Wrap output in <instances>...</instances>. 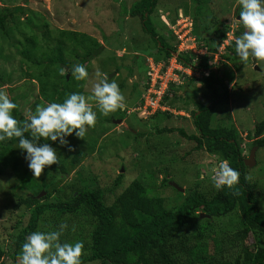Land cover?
I'll return each mask as SVG.
<instances>
[{"label": "trees", "instance_id": "trees-1", "mask_svg": "<svg viewBox=\"0 0 264 264\" xmlns=\"http://www.w3.org/2000/svg\"><path fill=\"white\" fill-rule=\"evenodd\" d=\"M159 1L138 0L127 10L123 8V14L127 15V18L140 21V27L149 36L151 46L140 53L135 52L138 47L132 48L134 54L130 60L125 55L116 59L111 54L115 61L129 63L125 67L110 66L105 73L114 69L117 76L125 69L127 78L132 79L136 72L146 74L149 69L148 63L146 65L147 57L151 58L154 64L161 63L166 67L175 53L178 54V62L183 66H189L194 62L197 69L209 72L208 77L201 79L204 95L209 96L208 104L204 102L203 105L197 101L191 110L187 108L188 95L182 100L179 97L176 100L165 96L162 101L166 107L188 114L198 134H187L183 128L167 127H154L155 133L159 136L176 134L181 140L194 145L183 154L181 160L199 151L216 157L218 162L227 159L240 174L238 183L208 194L200 188L199 173L194 175L195 178L193 176L194 184L185 190V193H180L169 185L172 181L170 177L160 182L159 189L145 188L140 181L135 180L121 190L123 175H118L109 187L110 190L97 187L95 179L82 180L83 182L78 180L77 185L80 188L69 198L58 201L51 197L52 192L49 188L56 185V180L66 177L62 163L58 160L57 164L47 166L50 169L46 167L43 170L47 175H50L49 171L52 172L54 175L52 181H46L44 178L35 180L18 161L15 152L18 138L6 139L0 142V177L10 168L20 187L29 189L31 193L22 197L15 196L16 203L12 210H20L19 218L27 215V220L24 223L19 219L12 228L15 230L12 242L7 244L4 240L0 241V264H19L21 246L26 237L33 231L54 230L56 228L54 216L65 217L82 211L91 216L93 225L89 236V256L81 259V264H264V211L254 195L255 184H250L245 176L247 168L243 163L244 156L237 129L233 125L214 128L211 123L214 107L227 101V86L231 80L227 84L224 83L226 74L213 70L211 58L198 57L194 61L193 53H178L179 42L163 24L164 32L156 31L153 21L160 23ZM0 2L5 3L4 0ZM215 2L216 0H186L184 4L186 8L183 9L184 5L178 1L171 10L173 13L169 15L170 23L174 24L177 12L182 10L183 17L190 19L192 23L191 34L194 36L196 49H205L210 54L216 53L226 40L232 17L231 11L226 7L222 6V14L218 12L220 9L217 8L222 3H219L220 0L215 5ZM23 4L26 5L27 2L23 0ZM217 13L219 17H216ZM237 16V13H233V17ZM7 23H9L7 27L12 28L19 36L17 52L26 66V70L20 72V76L30 81H39L41 95L47 103L62 102L72 92L84 95L86 80L77 81L67 72H62V69H71L73 65L81 64L87 69L89 79L93 74L91 63L103 54V46L91 37L71 30H50L49 22L45 18L25 6L17 5L12 8L3 6L0 10V31L9 37L5 32ZM38 30L48 32L39 36ZM239 35L238 30L235 32V38ZM106 40L108 39L105 38L104 41ZM227 50L229 52L222 58L229 63L238 61L234 42L229 43ZM140 55H143L141 65L137 67ZM10 80V75L4 76L0 69V89L4 81L9 83ZM195 82L196 80L191 79L185 85ZM144 84L139 92L140 96L147 89L146 83ZM232 85L231 89L238 88L235 82ZM118 86L122 90L126 88L125 82L119 83ZM130 87L132 96L133 91L138 89V84L133 83ZM193 91L199 90L194 88ZM12 101L15 103V100ZM92 104L95 105V99ZM96 108L94 111L98 112ZM12 114L20 121L17 108ZM158 116L172 117L168 113H156L150 119L153 121ZM97 119L106 122L110 120L100 111ZM28 135L25 133L26 137ZM263 135L264 119L255 124L253 132L248 133L247 138L254 139L252 146L264 149ZM141 136L142 134H136L134 138ZM76 138L74 133L66 137L67 141ZM40 142L50 143L53 148L58 143L44 138ZM73 162H76V159H73ZM166 168H169V165ZM184 171L187 173L186 170L180 172ZM185 173L183 179L187 176ZM148 177L150 181L154 180L151 178L152 175ZM166 187L172 188L179 197L180 203L172 208L165 205L164 197L161 195ZM43 194L45 196L38 198ZM48 212L53 213L52 218H49ZM234 226L233 232L231 229Z\"/></svg>", "mask_w": 264, "mask_h": 264}, {"label": "rangeland", "instance_id": "rangeland-1", "mask_svg": "<svg viewBox=\"0 0 264 264\" xmlns=\"http://www.w3.org/2000/svg\"><path fill=\"white\" fill-rule=\"evenodd\" d=\"M4 1L5 3L0 2V10L3 6H6V8H12L17 5L25 6L28 10L45 18L49 22L50 30H71L89 36L103 46V54L91 63L93 74L89 79H86L84 85V95L93 110L96 108V101L95 105H93L92 85L96 82L97 71L105 73L106 70L111 68L110 66L125 67L129 63L128 61L124 63L119 60L115 61L110 55L113 54L116 59L125 55L130 60L134 54L132 48L138 47L135 52L140 53L151 46L149 45V36L140 27V21L138 19H129L126 17L127 15L123 14L124 9L127 10L131 4L138 0H24L27 2L26 5L23 4V0ZM6 1L9 3H6ZM178 1L184 5L186 0H160L159 10L163 13L161 15L169 17L173 13L171 10ZM219 1L216 0V2ZM216 2L215 5L217 4ZM219 3L222 4L217 9H220L218 12L221 14L223 6L231 11L232 17L233 13L239 15V0H221ZM182 8H186V5ZM216 17H219L218 13ZM232 17L230 18L231 30L236 32L240 30L241 35L244 29L241 25L236 24L238 19ZM163 19L167 21L166 17ZM153 23L158 33L164 32L161 23L155 20ZM8 24H6V27L9 26ZM177 26L178 28L174 27L173 30L182 41L181 48H187L188 44L191 43L188 37L183 38L187 29H183L184 25L181 22H178ZM5 32L9 34V37L0 31V69L4 76L10 75L11 80L9 83L4 81L1 89L7 92L10 100H15L18 118L23 121L28 112L34 113L37 107L45 106L47 102L41 95V84L39 81H30L20 76V72L26 70V66L21 55L17 52V49L19 50V47H17L18 34L8 27L5 28ZM44 32L38 30L37 34L41 36L44 35ZM47 32L48 30L45 33L47 34ZM193 37H189V39ZM105 38L108 40L104 41ZM109 38L111 39L109 40ZM233 40H235L234 36ZM223 49L217 53V62H219L216 68L221 74H226L224 83L227 84L230 80L231 83L227 86V101L216 106L211 123L214 128H226L234 125L241 141L242 154L247 157L254 139H247L246 135L252 133L255 124L264 119V61L256 60L258 69L256 71L251 63L252 58H249L246 63L241 62L240 59L233 63H229L222 58L220 60L221 55L219 54L225 56L229 52L227 49ZM142 57L143 55H140L138 62L136 60L137 67L141 65ZM173 60L170 59L169 63H172ZM149 62L148 60V68ZM124 70H121L117 76L114 69L109 70L107 74L109 78L112 77L110 80H115L117 84L125 82L126 88L120 90L125 96L126 112L124 111L125 109H118L107 116L104 115V117L110 119L107 122L104 120L98 121L97 119L95 126L88 128L83 139L76 138L68 141L71 151H69L68 146H61L57 143L54 149L57 151L58 160L65 169L66 177L56 180V185L49 188V191L52 192L51 197L58 201L69 198L71 194L80 188L77 185L78 180L81 182L82 180L95 179L97 187L110 190L109 187L112 186L118 175H123L121 190L135 180L140 181L145 188L159 189L160 182L164 178L170 177L171 182H174L177 187L182 186L181 189L184 190L182 193H185V190L194 184V175L199 173L201 174L199 178L201 181L200 188L204 189L208 194L215 193L216 188L213 184V178L215 175L214 170L216 169L215 165L219 163L217 158L204 151H199L193 152L185 160H181L183 154L191 150L194 145L181 140L176 134L159 136L155 133L154 127H167L183 128L187 134L196 135L198 133L193 126L191 118L183 117L185 118L184 120L177 119L179 116L170 118L158 116L155 118L157 122L153 120L154 123L150 119L152 114L143 113L144 116L140 118L137 114L132 113L131 111L140 98L141 93L139 92L143 89V84L144 82L146 83L147 77L146 74L141 75L136 72L134 77L129 79ZM111 71L114 72L113 76ZM234 82L238 88L231 89ZM133 83L138 84V89H135L131 96L132 88L130 86ZM201 83L202 81L199 79L190 85L177 87L178 89L173 90L174 96L172 99L175 98L177 100L179 97L182 100L188 95L186 96L188 104L187 102L186 104L187 108L191 110L197 101H200L203 105L204 102L208 104L207 99L209 96L204 95ZM194 88L199 91L194 92ZM98 115L99 110L97 117ZM136 134H142V136L135 139L134 136ZM15 152L22 168L33 179L44 178L46 181H52L54 175L51 171L48 172L50 175L42 171L39 177L33 176L18 145H15ZM73 159H76V162H73ZM162 163L164 165H161ZM168 165L169 168L165 169ZM208 165L210 170H208ZM47 169L50 168L47 167ZM181 170L187 171V173L184 171L187 174L184 179V173H181ZM245 174L249 183L255 184L254 195L264 211V149H258L255 155V165L252 168H247ZM150 175H152L153 181H150L148 177ZM92 182L95 184L94 181ZM29 193H31L29 189L20 187L10 168L6 169L3 176L0 177V241L4 240L7 244L12 242L15 233L12 228L16 226L19 219L24 223L26 222L27 215L19 218L20 210L13 211L12 207L16 203L15 196L22 197ZM161 195L164 197L165 205L168 208L180 203L179 197L172 188L166 187ZM42 196L45 195L43 194ZM85 212L82 211L75 215L58 218L54 216L55 227L60 223L69 225V228L61 237L62 241L69 243L82 241L84 243L81 259L89 256V236L93 225V219ZM48 213L50 214L49 218H52L53 213ZM234 228L235 226L232 227L231 231L234 232Z\"/></svg>", "mask_w": 264, "mask_h": 264}, {"label": "clouds", "instance_id": "clouds-1", "mask_svg": "<svg viewBox=\"0 0 264 264\" xmlns=\"http://www.w3.org/2000/svg\"><path fill=\"white\" fill-rule=\"evenodd\" d=\"M239 7V15L235 17L238 19L236 24L241 25L244 31L233 40L236 31L231 30L232 24H229L230 30L226 34V40L219 47L218 51H221L222 48H224L223 50L227 49L229 43L234 42L235 54L239 57L240 61L246 63L249 61V58H252L256 66V60L264 61V0H239ZM158 13L160 23L168 30H171L179 42L177 47L178 53L191 52L195 56L194 61L198 57H209V59L211 58L210 64L213 70L215 72L219 71L216 68L219 62H217L218 51L210 54L205 49H196L195 40L191 34L192 23L190 19L183 17L182 10L177 12L174 24L170 23L169 17L161 15L163 14L161 10H158ZM164 17L167 18V21L163 19ZM178 22H181L183 25L186 24V27H183V29H187L185 37H188V40L191 42L188 44L190 48L180 49L182 41L173 30L174 27L178 28ZM189 37L193 38L189 39ZM219 55H221V60L222 54ZM177 57V53L173 54L171 59H174L172 62L174 65L168 61L166 67H163L161 63L154 64L151 58L146 60L147 63L148 60L150 61L149 71L146 72L147 81L145 80L147 89L144 90L133 107L132 113L137 114L141 118L138 109L143 105L144 97L150 87L151 81L148 74L151 72V68H160L161 71H164L172 65L181 69V72H176L178 75L177 82L170 83L161 98L160 107L163 110H157L151 116L156 113H168L173 117L179 116L181 119H185L183 117H190L183 111L176 112L163 105V98L168 96L171 99L174 96V89L176 90L178 89L177 87L184 86L191 79L197 81L208 77L209 72L197 69L194 62H191L189 66H183L178 62ZM62 72H67L77 81H83L89 77L87 69L81 64H75L71 69H62ZM112 73L113 76L114 72ZM96 77V82L92 85V97L96 101L97 109L105 116L118 109L124 110L126 108L125 96L121 92L117 82L110 80L112 77L109 78L108 74L99 71H97ZM171 88L173 89L171 90ZM16 108L17 104L10 100L7 92L0 89V142L10 138H18V148L22 150L24 160L35 177H39L45 167L58 163L56 149L50 143H41L42 138L48 141H58L61 146H68L69 151H71V146L68 144L66 137L74 133L75 137L83 139L88 128L95 126L97 121V111L93 110L92 106L87 102L85 95L79 92L70 93L62 102H50L45 106L37 107L34 113L28 112L23 121H18L13 116L12 112ZM124 111L126 112V109ZM25 133L29 134L28 137L25 136ZM252 147L256 148V155V152L260 148L251 145L250 150ZM248 155L247 157L243 155L244 160L248 158ZM215 167L213 184L217 190L222 187H232L238 183L240 174L230 165L227 159L221 160ZM208 170H210L209 165ZM39 196L38 198H40ZM68 228L69 225L67 223H60L54 230H38L30 233L21 246L19 264H81L84 243L82 241L69 243L61 240V237Z\"/></svg>", "mask_w": 264, "mask_h": 264}, {"label": "built area", "instance_id": "built-area-1", "mask_svg": "<svg viewBox=\"0 0 264 264\" xmlns=\"http://www.w3.org/2000/svg\"><path fill=\"white\" fill-rule=\"evenodd\" d=\"M184 27H186V24L184 25ZM186 34L187 33L185 32L184 37L186 36ZM180 49L182 50L181 47ZM176 72H181V69L172 65L164 71H161L160 68H151V72L148 74L151 81L149 85L150 87L146 93V96L144 97L143 105L138 109L141 117L144 116L143 113L152 114L157 110H163V108L160 107L161 98L163 97L169 84L177 82L178 75L176 74Z\"/></svg>", "mask_w": 264, "mask_h": 264}, {"label": "water", "instance_id": "water-1", "mask_svg": "<svg viewBox=\"0 0 264 264\" xmlns=\"http://www.w3.org/2000/svg\"><path fill=\"white\" fill-rule=\"evenodd\" d=\"M252 64L253 66L255 67V70H257V67L255 66V61L252 59ZM67 79V78H66ZM119 123V122H118ZM255 151H256V148H252L249 152V155H248V158L245 159L243 161L244 165L247 167V168H252L254 165H255ZM169 185L174 188L175 190H177L178 192L182 193L183 190L178 188L176 186V184L174 183H169ZM40 197V196H39ZM200 217H204L203 215H200Z\"/></svg>", "mask_w": 264, "mask_h": 264}]
</instances>
